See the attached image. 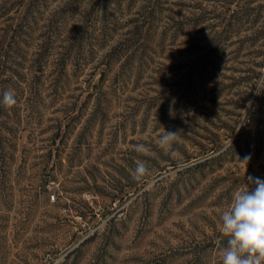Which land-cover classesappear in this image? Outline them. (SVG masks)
Returning a JSON list of instances; mask_svg holds the SVG:
<instances>
[{
  "label": "rangeland",
  "instance_id": "obj_1",
  "mask_svg": "<svg viewBox=\"0 0 264 264\" xmlns=\"http://www.w3.org/2000/svg\"><path fill=\"white\" fill-rule=\"evenodd\" d=\"M7 89L0 264H221L264 180V0H0Z\"/></svg>",
  "mask_w": 264,
  "mask_h": 264
},
{
  "label": "clouds",
  "instance_id": "obj_2",
  "mask_svg": "<svg viewBox=\"0 0 264 264\" xmlns=\"http://www.w3.org/2000/svg\"><path fill=\"white\" fill-rule=\"evenodd\" d=\"M16 103L14 90L7 89L0 94V104L5 107L11 108ZM179 134V130H164L158 141L160 147L171 149ZM136 151H145L144 145H137ZM249 159L246 156L241 161L246 170ZM147 174L146 162L138 161L134 178L139 180ZM220 220L222 233L228 238L221 252V264H264V180L248 177L247 183L234 191L231 204L222 212Z\"/></svg>",
  "mask_w": 264,
  "mask_h": 264
}]
</instances>
